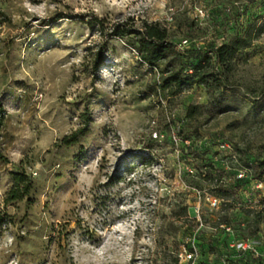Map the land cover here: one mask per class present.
Wrapping results in <instances>:
<instances>
[{"label":"rangeland","instance_id":"obj_1","mask_svg":"<svg viewBox=\"0 0 264 264\" xmlns=\"http://www.w3.org/2000/svg\"><path fill=\"white\" fill-rule=\"evenodd\" d=\"M126 20L166 29L157 67L109 35ZM239 37L228 71L169 84ZM263 91L264 0H0V264H175L182 244L217 260L264 238ZM13 172L33 183L20 201Z\"/></svg>","mask_w":264,"mask_h":264},{"label":"trees","instance_id":"obj_2","mask_svg":"<svg viewBox=\"0 0 264 264\" xmlns=\"http://www.w3.org/2000/svg\"><path fill=\"white\" fill-rule=\"evenodd\" d=\"M88 25L92 28L94 25L102 33L105 29V20L98 17H93ZM111 36L120 38H127L128 41L134 45L136 52L139 55L141 61L150 67H157L159 62L164 60L171 51V43L168 39L166 29L162 28L157 22L141 21L140 24L134 25V22L126 20L121 25L112 28L109 33ZM249 45V41L246 38L239 37L230 43H223L215 47L212 50V54L204 56V58L194 66L193 75H182L179 70L170 71L169 84H174L180 87H191L193 84H206V74L203 71L202 63L204 60L210 61L215 58L217 64L228 71L231 67V61L233 57L240 50L246 48ZM261 96H264V91L260 92ZM197 106L189 105L186 111L187 118H193L196 113ZM86 133L85 129L76 130L74 133L65 136L62 139V143L65 145H71L78 141L80 135ZM12 183L8 191L6 192L7 201H20L28 197L32 189V179L24 172L11 173ZM261 179V175L257 176ZM256 232H253L255 235ZM210 249H216L212 246L207 250H200L203 258ZM175 264H178L177 257L174 260ZM257 264H264V258H258Z\"/></svg>","mask_w":264,"mask_h":264},{"label":"built area","instance_id":"obj_3","mask_svg":"<svg viewBox=\"0 0 264 264\" xmlns=\"http://www.w3.org/2000/svg\"><path fill=\"white\" fill-rule=\"evenodd\" d=\"M186 43V41H184ZM227 148L231 145L225 144ZM235 158V153L232 154ZM244 172L238 175L241 178ZM216 199L214 203H216ZM226 234L230 232V226H224ZM218 259L212 258V251L203 258L200 250L189 244H182L177 253L178 264H257L258 258H264V238L253 235L248 238H232L226 241L224 249L218 250Z\"/></svg>","mask_w":264,"mask_h":264}]
</instances>
